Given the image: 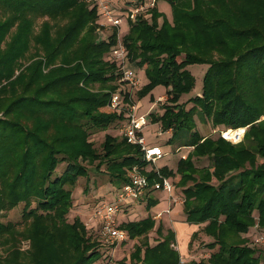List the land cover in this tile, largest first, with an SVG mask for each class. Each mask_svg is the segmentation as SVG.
<instances>
[{
    "label": "trees",
    "instance_id": "obj_1",
    "mask_svg": "<svg viewBox=\"0 0 264 264\" xmlns=\"http://www.w3.org/2000/svg\"><path fill=\"white\" fill-rule=\"evenodd\" d=\"M166 1L170 19L156 5L141 10L128 20L122 42L128 63L147 78L138 95L165 87L163 112L151 115L162 131L170 130L165 146L192 148L175 170L160 168L179 177L184 222L196 229L188 246L202 231L212 238L205 247L216 248L186 264H264L244 236L255 219L264 228V0ZM97 27L89 0H0V264H93L101 258L97 242L78 216L67 219L71 187L87 175L85 161L96 171L105 165L113 198L127 180L124 168L146 165L140 147L122 133H106L101 150L90 140L93 130L121 126L124 117L122 110L103 109L121 84L122 71L111 59L118 29L101 38ZM193 64L207 68L186 108L179 99L194 88ZM194 116L219 130L246 127L243 139L232 144L219 133L202 134ZM242 131L228 138L238 140ZM202 157L210 163L196 166ZM145 174L150 185L158 178ZM155 192L149 188L137 201L150 210L159 204ZM20 203V221H3ZM120 227L130 239L144 238L129 255L134 263L180 264L172 227L149 214ZM153 229L158 239L150 244ZM23 239L26 250L19 248Z\"/></svg>",
    "mask_w": 264,
    "mask_h": 264
},
{
    "label": "rangeland",
    "instance_id": "obj_2",
    "mask_svg": "<svg viewBox=\"0 0 264 264\" xmlns=\"http://www.w3.org/2000/svg\"><path fill=\"white\" fill-rule=\"evenodd\" d=\"M117 10L126 11L129 6L132 5L136 0H108ZM153 0H144L141 4L143 5L142 10L148 8H152L155 5L157 6L158 10L162 13H165L167 17L170 19V8L169 4L166 0H159L158 3L153 2L152 5L150 3ZM91 4H94L95 2L93 0H89ZM128 7V8H127ZM131 18H124V21L117 30L119 32L120 37H123L125 32L128 29V20ZM103 19H101L98 16V25L100 26V22H102ZM35 29L33 30V33L38 31L39 24L37 23L36 26H34ZM35 31V32H34ZM97 31L99 32L100 37L105 38L107 37L112 31L113 28L108 26H100L97 27ZM35 49L31 50V52H34ZM216 56V55H215ZM214 56V57H215ZM132 64V65H131ZM127 68L133 69L134 73L139 78V84L138 87L133 91V101H137L139 104L138 112L140 114L148 112L145 116L147 119V125L143 128V135L145 136L146 141H150L153 143H156L158 145H161L162 147L165 146L166 142V134H164L165 131H162L160 128V123L155 122L153 123L151 121V115L152 114H161L163 112L162 104L166 103L168 100V96L165 93V87L163 85H157L151 88L146 94L142 95L141 97L138 95V90L141 87H144V85L147 83V78L143 72L142 69L137 67L134 63H128L127 59ZM190 72L195 77V85L194 88L188 93L183 94L179 102L183 103L186 108H189L192 104L189 101V98L197 95L200 93L201 90V83H202V77L203 74L207 68L205 64H193L188 66ZM119 87H125L121 84L118 85L117 89ZM116 88L113 90H117ZM112 93V92H111ZM110 93V94H111ZM152 107V108H151ZM151 108V109H150ZM107 111L112 110V108L107 105L106 108H103ZM150 109V110H149ZM1 116V114H0ZM196 121V129L202 133V134H211L212 136H217L219 133V129L221 127L218 126H212L211 123H201L199 119L194 116ZM261 119H264V115L261 117ZM243 128L242 134L238 140L233 139H226L227 141L231 142L232 144L238 143L242 141L244 131L246 127H238L235 129H231V131L227 132L226 134L230 133V135H227L228 137L234 134V130ZM168 133L170 130L167 131ZM106 133H110L112 135L121 136V126L118 124L117 126L115 124H112L109 126L106 130H93L90 134V140L93 142L94 146L101 150L102 141L104 139V135ZM166 147V148H165ZM165 150H163L165 153L164 157L159 159L157 161V166L163 167L166 166L172 170H175L177 161L180 159L182 155L189 149H192L189 146H183L180 147L179 144L176 142L172 145L165 146ZM196 166H203L208 165L210 163V160L207 157H202V159H194ZM88 167V173L86 176H81L77 179V182L74 187H71L72 195H73V206L70 209V212L67 214L68 221H71L74 216H78L86 225L87 231L86 235L88 234L90 237V241H95L98 244V250L101 253L100 260H106L108 259L111 261V264H138L134 263L130 260L129 255L134 250L133 245L137 244L140 245L143 243L144 238L143 237H136L135 239L126 238L121 243H118L114 246L111 245H105V241L103 237H101V234L99 232V226L97 223V220L95 221H89L88 217L90 214L95 211V209L101 205L102 203L109 201L112 198V191H111V181L110 178L105 171V165H102L100 169L97 171L95 170V164H88L86 161L84 163ZM65 164L60 163L58 167L56 168V173L59 174L63 171ZM129 167L124 168V173L126 172V169ZM143 171L148 172L150 171V166L145 165L142 167ZM173 180V183L175 185L174 189V196H168L166 193L162 191H156L155 195L159 199V205L156 207L151 208L148 210L145 207V201L144 199H140L137 202L131 203L129 206L124 207L122 211H120L117 215V221L118 223H123L130 220H137L141 219L148 214L151 215L156 221H160L165 228L171 227L172 221L182 220L184 218V214L182 212V203L181 202H172V197L179 196L180 198L183 197L182 188L179 187L176 182L179 179V177L176 175L174 177H171ZM23 209V203L18 204L17 206L10 209L3 217V221H12V222H19L21 219ZM256 212H254V216H256ZM257 219H255V224L249 228L248 232L244 234L245 237H247L249 244L252 245L257 251L262 252L264 256V228H260L256 225ZM21 227V226H20ZM176 234V243L174 248H176L180 253L181 258V264H186L190 260H200V259H207L209 254L216 250H210L205 247V243L212 240L211 237L207 236L204 232L199 231L198 234L193 238L191 245L188 246L186 244L185 248L181 252L179 249V243H178V233L175 231ZM182 238V237H181ZM147 239L150 244L155 243V241L158 239V236L155 233V230H151L148 235ZM179 242L181 243L182 241ZM108 244V243H107ZM177 245V246H176ZM29 241L28 240H21L19 243V248L21 250H26L29 248ZM99 259L96 260L93 264H97L99 262ZM264 259V258H263ZM101 263V262H100ZM99 263V264H100Z\"/></svg>",
    "mask_w": 264,
    "mask_h": 264
},
{
    "label": "built area",
    "instance_id": "obj_3",
    "mask_svg": "<svg viewBox=\"0 0 264 264\" xmlns=\"http://www.w3.org/2000/svg\"><path fill=\"white\" fill-rule=\"evenodd\" d=\"M97 7L98 16L103 19L100 26H108L111 28L121 27L124 18L133 19L137 12L141 11L143 5L139 3L135 7H129L126 11L117 10L108 0H93ZM156 2L153 0L150 5ZM127 48L122 42L119 32H117V42L111 50V59L114 60L122 71L119 82L122 86L110 94L108 105L114 110H122L124 112L123 121L121 123V132L130 144H135L140 147L142 160L146 165L150 166V171L157 175L151 185L149 184L147 175L143 168L135 164L126 169L125 176L127 180L119 185L114 197L99 205L92 214L89 215V221L97 220L99 232L105 241V245L111 247L123 242L127 238V232L120 227L117 221L118 213L124 206L134 203L142 196L149 188L155 191H162L168 196H174L175 185L170 176H164L160 171V166H157V161L164 157L165 153L161 146L150 145L146 142L143 135V128L147 125L146 114L138 112L139 104L133 101V91L138 87L139 78L134 73L133 69L127 68ZM152 108V107H151ZM150 108V109H151ZM149 109V110H150ZM228 130H219V134L224 139H230L227 136ZM238 137V134L236 135ZM183 196V195H182ZM172 202H181L183 197H172ZM108 243V244H107ZM181 263V258H180ZM100 264H111L108 259L102 260Z\"/></svg>",
    "mask_w": 264,
    "mask_h": 264
},
{
    "label": "crops",
    "instance_id": "obj_4",
    "mask_svg": "<svg viewBox=\"0 0 264 264\" xmlns=\"http://www.w3.org/2000/svg\"><path fill=\"white\" fill-rule=\"evenodd\" d=\"M164 134H166V138H167V136H168L169 133L167 131H165ZM147 143L150 144V145H158V144L153 143V142H150V141H148ZM181 147H183V146H181ZM190 150L191 149H189L188 151H186L184 153V155H182L181 157H185ZM171 227L174 229V231H176L178 233L177 236L180 239V241H182L180 243L179 242V239H178L179 246L181 244V246L179 247L180 248L179 250L182 252L183 249H185V248L182 249V247H185L186 246V244L188 243V240H189V237H190L191 233L194 230H196V229H195V227H194L193 224H188V223L184 222V218L182 220L172 221L171 222Z\"/></svg>",
    "mask_w": 264,
    "mask_h": 264
},
{
    "label": "bare ground",
    "instance_id": "obj_5",
    "mask_svg": "<svg viewBox=\"0 0 264 264\" xmlns=\"http://www.w3.org/2000/svg\"><path fill=\"white\" fill-rule=\"evenodd\" d=\"M227 135H230V133H228ZM175 245V244H174ZM177 246V245H176ZM181 264V263H180Z\"/></svg>",
    "mask_w": 264,
    "mask_h": 264
}]
</instances>
